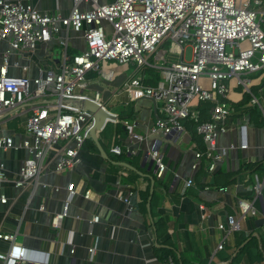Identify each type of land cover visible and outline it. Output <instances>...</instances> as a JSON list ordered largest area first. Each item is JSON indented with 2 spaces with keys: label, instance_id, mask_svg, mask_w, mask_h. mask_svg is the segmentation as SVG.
<instances>
[{
  "label": "crops",
  "instance_id": "obj_1",
  "mask_svg": "<svg viewBox=\"0 0 264 264\" xmlns=\"http://www.w3.org/2000/svg\"><path fill=\"white\" fill-rule=\"evenodd\" d=\"M13 1L63 18L74 7V0ZM112 1L100 0L103 4ZM106 27L110 30L108 24ZM63 42L72 55L87 50L82 31L59 24L53 40L39 45L35 52L12 51L9 75L34 79L50 68L58 70ZM10 50L7 41H0V65ZM104 69L105 75L98 78L88 74V92L103 90L108 108L125 112V119L136 125L137 132L149 133L158 117L153 101L145 98L127 104L126 93H114L132 76L133 66L107 63ZM244 77H248L244 79L247 85L234 86L231 101L240 104L244 93L254 87L253 95L260 104L250 101L226 121L228 130L218 137L224 159L214 172L208 170L205 160H197L196 153L206 147L193 126H186L187 132L179 139L177 135H150L147 141H137L130 139L124 124H114L111 138L102 133L101 139L95 137L83 145L80 163L72 170L57 173L61 155L52 151L38 179L20 187L15 182L29 151L23 147L0 149L7 178L0 192V232L15 235L17 245L43 255V259L32 260L33 264H165L160 248L173 249L176 264H264V71ZM30 114L28 103L1 115L0 137H12L17 146L34 143L26 131ZM243 124L248 125L247 148H241ZM154 145L165 154L169 167L162 181L156 178L157 168L148 155ZM112 147H119L121 154L113 153ZM189 178L195 185L182 194ZM71 184L75 186L72 194ZM87 191H91L90 198L85 196ZM3 195L6 203L1 200ZM242 200L253 205L255 216L244 215L239 206ZM66 206L68 214L56 229L54 217ZM96 215L100 221L92 224ZM230 217L239 221L238 230L232 231ZM221 243L225 247L218 250ZM246 244L248 248L240 254ZM11 247L10 241L0 239L1 252Z\"/></svg>",
  "mask_w": 264,
  "mask_h": 264
},
{
  "label": "built area",
  "instance_id": "obj_2",
  "mask_svg": "<svg viewBox=\"0 0 264 264\" xmlns=\"http://www.w3.org/2000/svg\"><path fill=\"white\" fill-rule=\"evenodd\" d=\"M59 24L82 31L87 50L72 55L63 42L65 50L58 70L50 68L34 79L10 76L12 51L35 52L39 45L53 40ZM0 41H7L11 47L0 65V116L28 103L31 110L26 131L34 137V143L26 141L17 146L12 137H0V149L23 147L30 153L15 182L17 186L38 179L52 151L61 155L57 173L72 170L80 163V150L92 139V131L101 139L110 122L124 124L131 140L147 141L150 135H177L179 139L187 132L184 121H190L206 147L196 153L197 160H205L208 170L214 172L224 159L218 148L219 134L228 130L226 121L236 112L231 92L234 86L247 85L243 75L264 71V0H113L104 4L100 0H74L68 18L43 14L21 1L0 0ZM172 56L179 60L174 61ZM108 62L134 67L132 76L114 93H126L127 104L145 98L153 101L158 117L149 133L137 132L132 121L110 110L103 90L88 92V74L104 76V64ZM148 67L160 74L156 85L147 83ZM87 101L97 103L114 118H107L105 125L97 129L95 114L86 109ZM204 103L213 104L208 121L201 114ZM251 103L257 105L260 101L253 96ZM240 129L241 148H247L248 125ZM111 150L122 152L119 147ZM148 155L157 168L156 178L164 180L169 170L165 154L154 145ZM193 168L197 169L198 164ZM5 181L6 167L0 163V192ZM194 185L193 178L185 180L181 193ZM68 189L71 194L75 192L73 184ZM85 196L90 198L91 191ZM1 200L8 201L4 195ZM239 206L245 216L257 214L248 201H240ZM67 214L68 206L55 215L56 229L62 227ZM99 221L96 215L92 224ZM229 221L232 231L240 228L234 217ZM0 239L12 243L8 252L0 251L2 264H33L32 260L44 258L17 245L11 233L0 232ZM224 247L221 243L218 250ZM95 251V247L90 248L92 255ZM165 264L176 262L169 256Z\"/></svg>",
  "mask_w": 264,
  "mask_h": 264
},
{
  "label": "trees",
  "instance_id": "obj_3",
  "mask_svg": "<svg viewBox=\"0 0 264 264\" xmlns=\"http://www.w3.org/2000/svg\"><path fill=\"white\" fill-rule=\"evenodd\" d=\"M147 72L149 73V76H150V78L147 80V83H149V84H151V85H156L157 84V82L159 81V79H160V74H159V72L155 69V68H152V67H148L147 68ZM252 90V92H245L244 93V97H243V99H242V101L240 102V104H238V103H234L233 102V104H234V109H235V113L233 114V115H235V114H237V111H238V109L241 107V106H243L244 104H247V103H249L250 101H251V99L253 98V96H255L256 95V90H255V88L253 87V89H251ZM253 94H255V95H253ZM202 111H201V114H202V118H203V120H205V121H208V120H210V117H211V110H212V107H213V104L212 103H204V104H202ZM119 114H120V112H119ZM122 115L123 114H120V116L122 117ZM239 115V114H238ZM123 119H125V116H124V118ZM191 126H193V127H195L194 126V124L192 123V122H190V121H187ZM106 129V128H105ZM121 154V153H120ZM248 248V244H246V245H244V247H242L241 248V250L239 251V253L241 254V252H243V251H245L246 249ZM160 251H161V258H163L164 259V262L166 261V259H167V257H169V256H172L173 258H174V255L176 254L175 252H174V250L173 249H164V248H160ZM238 253V254H239ZM236 258V259H235ZM234 258V260H237V257H235ZM176 260V259H175ZM233 260V259H232ZM232 262V261H231ZM231 264H233V263H231Z\"/></svg>",
  "mask_w": 264,
  "mask_h": 264
},
{
  "label": "water",
  "instance_id": "obj_4",
  "mask_svg": "<svg viewBox=\"0 0 264 264\" xmlns=\"http://www.w3.org/2000/svg\"><path fill=\"white\" fill-rule=\"evenodd\" d=\"M86 109L92 111L95 114L97 120V126H96L97 129H100L105 125V121L107 118H111V119L114 118L104 109H102L97 103H94L92 101L86 102ZM91 137L92 139H95V130L92 131Z\"/></svg>",
  "mask_w": 264,
  "mask_h": 264
},
{
  "label": "rangeland",
  "instance_id": "obj_5",
  "mask_svg": "<svg viewBox=\"0 0 264 264\" xmlns=\"http://www.w3.org/2000/svg\"><path fill=\"white\" fill-rule=\"evenodd\" d=\"M190 52H191V49L188 47L186 50V55H187L188 59L190 58ZM108 63H113V62H108ZM118 66H122V65H118ZM104 67H105V64H104ZM125 67H126V65H125ZM133 70H134V67H133ZM92 74H94L96 76V78L99 77V75L97 73H92ZM246 78H248V77H244L243 79H246ZM242 88H243V86H242ZM109 109L112 111L119 112V111H117L118 109H114L112 106H110ZM120 114H123L121 117L123 119L125 116V112H121ZM114 124H115L114 122H110L107 125L106 129L103 132V135H105V137L108 136V138H111L113 136V134H115L114 132H115L116 128H115ZM184 124L191 128V125L186 120L184 121ZM194 128L196 129V127H194ZM120 132H123L122 127L120 128Z\"/></svg>",
  "mask_w": 264,
  "mask_h": 264
}]
</instances>
